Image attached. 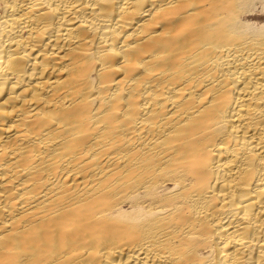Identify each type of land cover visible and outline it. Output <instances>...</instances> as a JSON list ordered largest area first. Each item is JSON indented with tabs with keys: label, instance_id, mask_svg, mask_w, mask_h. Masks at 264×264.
I'll return each mask as SVG.
<instances>
[{
	"label": "bare ground",
	"instance_id": "obj_1",
	"mask_svg": "<svg viewBox=\"0 0 264 264\" xmlns=\"http://www.w3.org/2000/svg\"><path fill=\"white\" fill-rule=\"evenodd\" d=\"M0 264H264V0H0Z\"/></svg>",
	"mask_w": 264,
	"mask_h": 264
}]
</instances>
